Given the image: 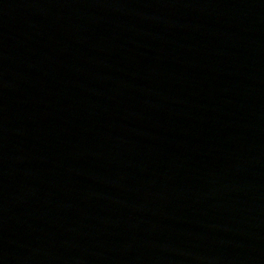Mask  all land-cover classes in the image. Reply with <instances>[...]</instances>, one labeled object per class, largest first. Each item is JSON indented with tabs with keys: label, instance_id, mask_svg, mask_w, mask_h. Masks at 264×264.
Here are the masks:
<instances>
[{
	"label": "water",
	"instance_id": "1",
	"mask_svg": "<svg viewBox=\"0 0 264 264\" xmlns=\"http://www.w3.org/2000/svg\"><path fill=\"white\" fill-rule=\"evenodd\" d=\"M0 264H264V0H0Z\"/></svg>",
	"mask_w": 264,
	"mask_h": 264
}]
</instances>
